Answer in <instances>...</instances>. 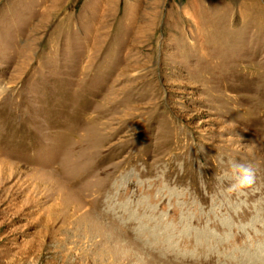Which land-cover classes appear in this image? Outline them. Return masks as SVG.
I'll return each instance as SVG.
<instances>
[{
	"label": "rangeland",
	"instance_id": "rangeland-1",
	"mask_svg": "<svg viewBox=\"0 0 264 264\" xmlns=\"http://www.w3.org/2000/svg\"><path fill=\"white\" fill-rule=\"evenodd\" d=\"M0 264H264V0H0Z\"/></svg>",
	"mask_w": 264,
	"mask_h": 264
},
{
	"label": "clouds",
	"instance_id": "clouds-1",
	"mask_svg": "<svg viewBox=\"0 0 264 264\" xmlns=\"http://www.w3.org/2000/svg\"><path fill=\"white\" fill-rule=\"evenodd\" d=\"M230 170L234 178L229 188L230 191L247 189L255 183V170L250 164L232 162Z\"/></svg>",
	"mask_w": 264,
	"mask_h": 264
}]
</instances>
